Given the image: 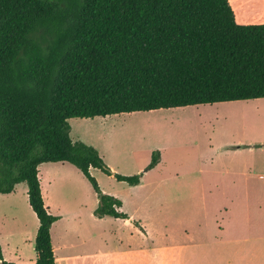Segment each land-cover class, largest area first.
<instances>
[{
	"label": "trees",
	"instance_id": "obj_1",
	"mask_svg": "<svg viewBox=\"0 0 264 264\" xmlns=\"http://www.w3.org/2000/svg\"><path fill=\"white\" fill-rule=\"evenodd\" d=\"M257 99L264 25L237 24L229 0H0V193L27 184L36 264H56L42 164L74 165L99 219L129 216L91 169L129 186L143 177L113 172L96 148L73 141L71 119ZM159 161L153 153L146 171ZM0 261L15 264L1 245Z\"/></svg>",
	"mask_w": 264,
	"mask_h": 264
},
{
	"label": "crops",
	"instance_id": "obj_2",
	"mask_svg": "<svg viewBox=\"0 0 264 264\" xmlns=\"http://www.w3.org/2000/svg\"><path fill=\"white\" fill-rule=\"evenodd\" d=\"M229 2L237 24L264 25V0ZM257 149L264 152V144L210 146L203 154L205 161L200 162L198 190L185 192L183 195L188 199L181 205L176 201L177 193L163 190L169 179H154L146 200L141 192L144 176L138 186L116 180L127 192H104L121 199L120 211L129 216V219L114 218L115 225L121 226L117 249H111L105 231L99 229L102 233H96L99 223L107 217H95L98 200L94 196L90 199L85 184L76 186L73 201L68 202V193L62 194L64 201L54 202L47 197L43 168L47 175L48 171L71 164H42L39 177L45 205L58 217L51 229L56 264H264V154L256 160ZM99 171L91 169L100 182ZM19 186L11 194L0 193V205L14 199L10 207H15ZM24 192L28 196V188ZM71 214L75 215L74 221L70 220ZM82 215L86 216V223ZM34 216L37 219L35 213ZM36 225V230L26 232L23 239H6L7 247L14 246L16 250L21 242L32 240V251L26 258L29 264H36L38 219ZM1 246L6 261L27 264L21 258L12 260V254L8 256L3 243Z\"/></svg>",
	"mask_w": 264,
	"mask_h": 264
},
{
	"label": "rangeland",
	"instance_id": "obj_3",
	"mask_svg": "<svg viewBox=\"0 0 264 264\" xmlns=\"http://www.w3.org/2000/svg\"><path fill=\"white\" fill-rule=\"evenodd\" d=\"M69 123L72 127V140L82 141L96 148L113 172L124 176L142 174L145 177V185L141 189L145 200L152 181L163 177L170 180L164 183L163 190L177 193L179 198L176 201L181 205L188 199V196L183 195L185 192L198 190L200 162L205 161L203 154L210 146L264 144V99L122 114L107 118L71 119ZM261 150L257 149L256 160L264 154ZM155 152L160 153V161L154 169L146 171ZM56 169L57 171H48L47 175L45 167L42 170V182L50 201H64L62 194L65 193L69 195L68 202L73 201L72 194L76 186L81 184H85L84 189L90 199L92 196L97 199L90 182L74 165ZM98 173L100 182L94 177L103 192H127L113 177L101 171ZM49 182L52 183L50 188L46 187ZM19 185L15 198L16 208L10 207L14 199L0 205V245L4 244L7 255L12 254V260L21 258L22 262L29 264L26 258L32 251L31 239L29 242H21L17 250L14 246L7 247L6 242L7 238L23 239L26 232L35 231L37 226L29 198L24 192L28 186L26 183ZM71 215L70 220L74 221L75 215ZM85 220L86 216L82 215V221ZM99 224L96 233L105 231L106 239L110 238L111 249L119 248L121 226H116L112 217H107L105 222Z\"/></svg>",
	"mask_w": 264,
	"mask_h": 264
}]
</instances>
